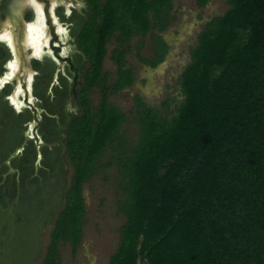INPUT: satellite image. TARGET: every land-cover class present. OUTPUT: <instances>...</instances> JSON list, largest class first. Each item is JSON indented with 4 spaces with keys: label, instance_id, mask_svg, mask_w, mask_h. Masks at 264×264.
<instances>
[{
    "label": "trees",
    "instance_id": "obj_1",
    "mask_svg": "<svg viewBox=\"0 0 264 264\" xmlns=\"http://www.w3.org/2000/svg\"><path fill=\"white\" fill-rule=\"evenodd\" d=\"M91 3L95 17L85 36L92 44V85L114 38L122 47L111 56L117 79L112 85L103 79V91L122 89L133 80V70L124 66L125 43L165 29L172 0ZM228 4L199 33L172 116L162 118L136 97L140 128L134 146L127 148L121 138L125 114L107 103L106 94L97 112L83 102V115L67 130L74 173L38 264H60V241L77 248L85 215L82 186L108 147L117 150L127 194L109 264H264V0ZM49 168L41 184L47 188L48 181H61L64 163ZM31 262L27 257L17 264Z\"/></svg>",
    "mask_w": 264,
    "mask_h": 264
},
{
    "label": "rangeland",
    "instance_id": "obj_2",
    "mask_svg": "<svg viewBox=\"0 0 264 264\" xmlns=\"http://www.w3.org/2000/svg\"><path fill=\"white\" fill-rule=\"evenodd\" d=\"M228 7V0H210L203 7L198 6L197 0H172V18L165 29L136 34L125 43L124 66L133 69L134 83L119 90L102 91L97 87L89 99L92 111L97 112L106 94L107 103L125 114L120 133L127 148L136 144L139 135L136 97L162 118H170L182 98L180 75L191 60L190 51L199 33L206 22L222 15ZM162 42L168 46L167 57L163 62L151 64L156 47ZM118 47L114 38L107 43L104 70L109 85L117 79V64L111 56L113 49ZM116 156L117 150L108 147L98 157L97 169L83 184L82 237L75 250L70 242H58L60 264H109L116 251L126 218L121 205L127 195L123 190L121 168L114 159ZM63 163L59 183L58 179H52L47 188L36 180L28 186L31 191L21 193L23 182L13 168L6 167L0 155V249L5 253L0 257V264H17L27 257L32 259L31 263L38 264L44 258L55 218L64 205V194L74 173L67 156ZM9 169L12 174L6 172ZM6 239L10 240V246L5 245Z\"/></svg>",
    "mask_w": 264,
    "mask_h": 264
},
{
    "label": "flooded vegetation",
    "instance_id": "obj_3",
    "mask_svg": "<svg viewBox=\"0 0 264 264\" xmlns=\"http://www.w3.org/2000/svg\"><path fill=\"white\" fill-rule=\"evenodd\" d=\"M20 2L22 25L0 15V155L19 175L23 193L35 176L41 185L49 167L63 163L69 126L83 115L84 101L91 109L89 97L97 87L103 91L108 74L105 56L92 85V44L85 36L95 17L91 0ZM156 48L151 61L161 53L157 63L163 62L168 46Z\"/></svg>",
    "mask_w": 264,
    "mask_h": 264
},
{
    "label": "water",
    "instance_id": "obj_4",
    "mask_svg": "<svg viewBox=\"0 0 264 264\" xmlns=\"http://www.w3.org/2000/svg\"><path fill=\"white\" fill-rule=\"evenodd\" d=\"M23 3L20 2V0H9L7 4L1 3L0 0V15L5 12L8 15V18L11 23L13 24H20L22 25V9H23ZM1 24V19H0ZM22 27V26H21ZM20 34L22 36V31H20Z\"/></svg>",
    "mask_w": 264,
    "mask_h": 264
}]
</instances>
